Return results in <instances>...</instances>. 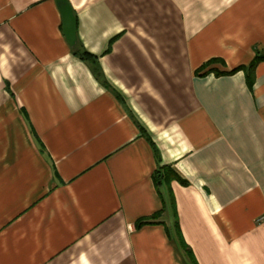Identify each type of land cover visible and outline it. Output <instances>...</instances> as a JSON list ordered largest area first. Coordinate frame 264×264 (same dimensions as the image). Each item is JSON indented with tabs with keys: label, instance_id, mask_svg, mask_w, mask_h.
<instances>
[{
	"label": "crops",
	"instance_id": "0c3cea01",
	"mask_svg": "<svg viewBox=\"0 0 264 264\" xmlns=\"http://www.w3.org/2000/svg\"><path fill=\"white\" fill-rule=\"evenodd\" d=\"M69 1L109 86L0 0V264H264V0Z\"/></svg>",
	"mask_w": 264,
	"mask_h": 264
},
{
	"label": "trees",
	"instance_id": "16d2710c",
	"mask_svg": "<svg viewBox=\"0 0 264 264\" xmlns=\"http://www.w3.org/2000/svg\"><path fill=\"white\" fill-rule=\"evenodd\" d=\"M72 52L75 56L79 57L89 65L93 74L101 81V83H104L105 85L109 86V82L105 78L104 73L98 64V58L94 56L92 53H90L86 48H84L81 41L78 40L76 46L72 48ZM262 60H264V53H258L249 65V68L247 70V81L250 85L255 80L256 65ZM219 65H224V61L220 58H213L208 62L204 63L198 69H196L195 73L197 75H202V76L208 75L210 73H214L216 76H222V75H230L239 70L245 69V66L241 65L231 70H223L220 69ZM154 180L157 186L165 185L169 187L171 182H173L174 180H177L182 184H187V181L183 179L170 165H164L162 167L157 168L154 173ZM172 200L175 205L174 199ZM144 220L146 221L148 219H144ZM144 220L139 221L137 225L140 226L141 224H144L145 222ZM178 234L185 250L187 251L189 257L193 261V264H198L191 248L185 243L180 230Z\"/></svg>",
	"mask_w": 264,
	"mask_h": 264
},
{
	"label": "water",
	"instance_id": "95a60500",
	"mask_svg": "<svg viewBox=\"0 0 264 264\" xmlns=\"http://www.w3.org/2000/svg\"><path fill=\"white\" fill-rule=\"evenodd\" d=\"M63 19V32L71 48L78 42L77 16L69 0H56Z\"/></svg>",
	"mask_w": 264,
	"mask_h": 264
}]
</instances>
